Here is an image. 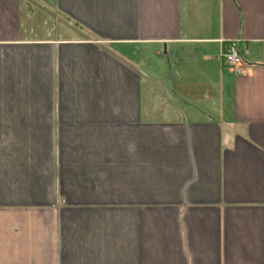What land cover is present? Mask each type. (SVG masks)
Returning <instances> with one entry per match:
<instances>
[{
	"label": "crops",
	"instance_id": "crops-1",
	"mask_svg": "<svg viewBox=\"0 0 264 264\" xmlns=\"http://www.w3.org/2000/svg\"><path fill=\"white\" fill-rule=\"evenodd\" d=\"M0 264H264V0H0Z\"/></svg>",
	"mask_w": 264,
	"mask_h": 264
},
{
	"label": "built area",
	"instance_id": "built-area-1",
	"mask_svg": "<svg viewBox=\"0 0 264 264\" xmlns=\"http://www.w3.org/2000/svg\"><path fill=\"white\" fill-rule=\"evenodd\" d=\"M247 49L241 40H233L227 43L222 51L221 58L226 65L237 70L238 72H246L247 66L244 60V54Z\"/></svg>",
	"mask_w": 264,
	"mask_h": 264
},
{
	"label": "rangeland",
	"instance_id": "rangeland-1",
	"mask_svg": "<svg viewBox=\"0 0 264 264\" xmlns=\"http://www.w3.org/2000/svg\"><path fill=\"white\" fill-rule=\"evenodd\" d=\"M52 28H56V26H54V24L52 25ZM59 33H57V31H52V33H49V37H53V36H58Z\"/></svg>",
	"mask_w": 264,
	"mask_h": 264
}]
</instances>
